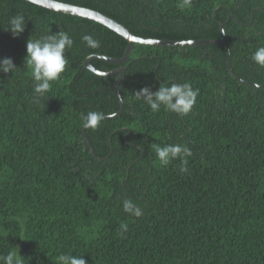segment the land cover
Segmentation results:
<instances>
[{
  "label": "trees",
  "instance_id": "trees-1",
  "mask_svg": "<svg viewBox=\"0 0 264 264\" xmlns=\"http://www.w3.org/2000/svg\"><path fill=\"white\" fill-rule=\"evenodd\" d=\"M61 1L100 10L144 37L218 38L224 23L240 78L224 45L135 43L123 63V111L86 130L98 156L113 148L99 159L80 118L119 110L117 75L97 74L84 60L121 57L127 39L90 18L0 0V58L17 66L0 73V256L19 253L22 264H59L60 254L88 264H264V68L251 60L264 46V0H193L185 11L179 0ZM18 13L26 27L13 38L3 27ZM58 31L74 41L68 63L35 103L26 43ZM83 35L99 47H86ZM172 82L199 89L187 116L153 113L135 99L142 87ZM165 144L191 149L186 173L179 159L159 164L153 145ZM125 198L142 216L123 211Z\"/></svg>",
  "mask_w": 264,
  "mask_h": 264
},
{
  "label": "clouds",
  "instance_id": "clouds-1",
  "mask_svg": "<svg viewBox=\"0 0 264 264\" xmlns=\"http://www.w3.org/2000/svg\"><path fill=\"white\" fill-rule=\"evenodd\" d=\"M28 3H35V0H27ZM193 0H179L178 7L181 11L190 10ZM62 2L52 5V10H65ZM75 11V9H73ZM91 15V13H89ZM26 27V18L24 14L18 13L11 16L8 20L5 31H9L13 38L19 37ZM82 42L86 47H99V40L92 35H83ZM73 39L64 31L43 35L37 39H29L26 43L25 66L30 70V76L33 86L32 101L39 103L47 99V94L51 90V82L60 79L68 63L65 57L66 49H71ZM251 60L259 68H264V46L257 48L251 54ZM17 69L11 57L0 58V73H13ZM199 89H194L191 83H176L170 85L161 83L153 91L151 86H145L135 92V99L147 104L153 113L167 109L169 112L178 116H187L196 103ZM122 100V98H121ZM81 125L84 130H96L100 123L105 119V113L102 111H88L81 115ZM155 155L161 166L167 167L173 160L179 159L181 167L179 171L186 173L188 171V157L193 155L191 149L186 144H165L164 146L153 145ZM122 208L125 213L131 217L139 218L143 212L139 205L135 204L131 198H125L122 201ZM123 231H127V225H121ZM20 254L9 252L7 255L0 256V264H22ZM59 264H88L86 259L81 256L70 254H60L58 256Z\"/></svg>",
  "mask_w": 264,
  "mask_h": 264
},
{
  "label": "water",
  "instance_id": "water-1",
  "mask_svg": "<svg viewBox=\"0 0 264 264\" xmlns=\"http://www.w3.org/2000/svg\"><path fill=\"white\" fill-rule=\"evenodd\" d=\"M57 2H62L66 6L65 10H61L59 12L68 13V14H72V15H76V16L85 17V18H90L92 20L100 22V23L106 25L107 27H109L110 29L114 30L115 32L124 36L128 41V46L125 50V53L121 57H112V56H108V55H105L102 53H94V54H90L89 56H87L84 60V65L88 69H90L91 71H93L97 74L105 75V76L117 75L116 81L114 83V90H115V93L117 94V96L119 98L120 107H119V110L117 112L112 113V114H106L105 118L115 117L123 111L124 102H123V98H122L120 88H119L120 83L124 79V76H125V73L127 70V66H124L123 63H126L129 60L130 55H131L132 51L134 50L135 43L154 44V45H173V46L174 45L191 46V45L221 44V45L225 46L226 51H227V56H228L227 61H228L229 69L238 78H240V76L234 71V69L232 67L231 49H230V46L226 40L224 23L221 24L223 34L221 37H218V38L161 39V38L144 37V36H138V35L134 34L128 27H126V25H124L120 21L114 19L113 17L103 13L100 10H97V9H94L91 7H87V6L77 5L74 3L64 2L61 0H35L36 4L41 5L43 7L51 9V10H52V5L54 3H57ZM73 9H75V11H73ZM89 13H91V15H89ZM94 59L104 60L110 64L117 65V67L112 69V70H103V69H101V68H99L93 64ZM121 98H122V100H121ZM84 132H85V136L88 140V143L90 144L91 149L97 158L104 159V158H107L112 153L113 148H112V150L108 156H105V157L98 156L96 154L94 148L91 145V141H90L88 134L86 133V130Z\"/></svg>",
  "mask_w": 264,
  "mask_h": 264
}]
</instances>
